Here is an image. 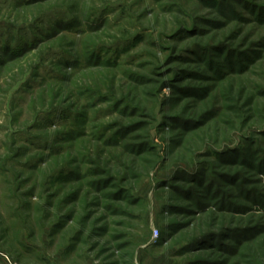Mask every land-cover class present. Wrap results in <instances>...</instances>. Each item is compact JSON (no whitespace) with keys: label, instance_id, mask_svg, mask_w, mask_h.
<instances>
[{"label":"rangeland","instance_id":"rangeland-1","mask_svg":"<svg viewBox=\"0 0 264 264\" xmlns=\"http://www.w3.org/2000/svg\"><path fill=\"white\" fill-rule=\"evenodd\" d=\"M0 264H264V0H0Z\"/></svg>","mask_w":264,"mask_h":264}]
</instances>
